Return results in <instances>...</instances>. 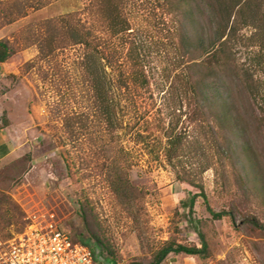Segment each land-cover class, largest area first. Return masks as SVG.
Returning a JSON list of instances; mask_svg holds the SVG:
<instances>
[{"label":"rangeland","instance_id":"rangeland-1","mask_svg":"<svg viewBox=\"0 0 264 264\" xmlns=\"http://www.w3.org/2000/svg\"><path fill=\"white\" fill-rule=\"evenodd\" d=\"M44 1L42 8L28 7L27 15L0 25V38H9L17 48L0 63V128H9L17 147L0 161V199L12 208L10 214H0V229L13 235L32 221H54L73 239L90 245L97 264L147 263L162 240L201 245L197 233L201 230L212 252L209 257L171 253L164 264H264L263 123L258 128L251 120L247 133L231 135L224 130L231 157L223 159V165L214 162L203 174L207 200L198 197L193 212L183 208L182 200L189 192H198V187L180 181L162 154L156 159L135 141V132L145 130L147 120L154 133L160 131L157 107L169 86L162 69L175 56L167 30L179 22H172L158 0L127 1L126 14L144 29L139 37L149 50L154 77L149 89H140L143 94L136 108L130 107L123 129L116 134L120 138L113 141L97 116L81 68L83 46L69 45L41 59L38 45L29 43L34 40L32 32L48 18L74 12L75 20L91 22L90 1ZM14 4L15 0H0L5 8ZM28 61H33L30 67ZM239 103L243 113L252 111L256 116V106L246 97ZM73 112L89 115L88 129L75 135L64 124ZM185 125L181 121L178 128ZM189 126V131L194 128ZM239 144L246 149L242 154L235 153ZM120 146L130 153L122 171L127 172V182L114 192L107 177ZM208 206L232 214L213 219ZM97 237L111 245L112 253Z\"/></svg>","mask_w":264,"mask_h":264},{"label":"trees","instance_id":"trees-1","mask_svg":"<svg viewBox=\"0 0 264 264\" xmlns=\"http://www.w3.org/2000/svg\"><path fill=\"white\" fill-rule=\"evenodd\" d=\"M89 1L91 22L75 20L74 12L48 18L40 23L37 32H32L34 40L29 43L38 45L41 59L69 45L83 46L80 64L90 83L97 116L115 141L120 138L118 131L124 127L125 115L130 107L136 108L141 90L150 88L154 75L149 66V50L139 37L144 29L135 26L126 14L128 0ZM45 3L15 0L11 7L0 5V25L27 15L28 7L39 9ZM157 5L172 22H179L167 30L175 56L169 57L162 69L169 86L157 107L156 125L160 131L154 133L147 120L145 130L135 132V141L145 145L156 159L162 154L180 181L198 187V192H189L188 198L182 200L183 208L193 212L198 197L207 200L203 174L214 162L223 165V159L231 157L226 148L230 139L224 130L231 135L247 133L251 120L258 128L264 124V0H158ZM16 50L9 38H0V63ZM32 63L28 61L26 66ZM243 97L256 106V116L252 111H241L239 98L243 101ZM184 116L186 125L178 128L181 121L185 123ZM88 118V114L73 112L65 117V128L71 135L79 134L88 129ZM190 124L194 128L189 131ZM238 148L236 154L246 150L242 144ZM103 151L106 155L105 148ZM129 157L124 146L115 150L113 171L107 177L114 192H119L127 182V172L122 171L127 169ZM11 211L0 199V214L8 215ZM208 212L213 219L232 214L210 206ZM197 233L201 245L181 243L174 238L162 240L147 263L134 264H164L171 253L207 258L212 252L206 235L201 230ZM3 236L11 235L3 232ZM97 241L112 251L108 242L99 237Z\"/></svg>","mask_w":264,"mask_h":264},{"label":"built area","instance_id":"built-area-1","mask_svg":"<svg viewBox=\"0 0 264 264\" xmlns=\"http://www.w3.org/2000/svg\"><path fill=\"white\" fill-rule=\"evenodd\" d=\"M95 261L90 245L73 239L54 221H32L8 237L0 229V264H97Z\"/></svg>","mask_w":264,"mask_h":264},{"label":"crops","instance_id":"crops-1","mask_svg":"<svg viewBox=\"0 0 264 264\" xmlns=\"http://www.w3.org/2000/svg\"><path fill=\"white\" fill-rule=\"evenodd\" d=\"M8 129V127L0 128V161L12 156L17 148Z\"/></svg>","mask_w":264,"mask_h":264},{"label":"water","instance_id":"water-1","mask_svg":"<svg viewBox=\"0 0 264 264\" xmlns=\"http://www.w3.org/2000/svg\"><path fill=\"white\" fill-rule=\"evenodd\" d=\"M97 252V251H96ZM95 255H97L96 253H95Z\"/></svg>","mask_w":264,"mask_h":264}]
</instances>
